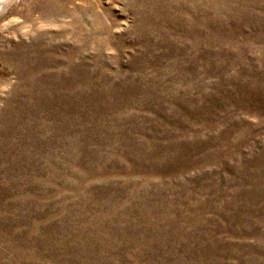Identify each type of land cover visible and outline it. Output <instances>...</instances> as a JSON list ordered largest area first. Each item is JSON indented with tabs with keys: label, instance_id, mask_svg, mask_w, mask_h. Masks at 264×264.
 <instances>
[{
	"label": "rangeland",
	"instance_id": "374dc122",
	"mask_svg": "<svg viewBox=\"0 0 264 264\" xmlns=\"http://www.w3.org/2000/svg\"><path fill=\"white\" fill-rule=\"evenodd\" d=\"M0 264H264V0L0 2Z\"/></svg>",
	"mask_w": 264,
	"mask_h": 264
},
{
	"label": "bare ground",
	"instance_id": "6f19581e",
	"mask_svg": "<svg viewBox=\"0 0 264 264\" xmlns=\"http://www.w3.org/2000/svg\"><path fill=\"white\" fill-rule=\"evenodd\" d=\"M3 0H0V2H2Z\"/></svg>",
	"mask_w": 264,
	"mask_h": 264
}]
</instances>
